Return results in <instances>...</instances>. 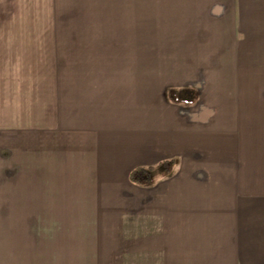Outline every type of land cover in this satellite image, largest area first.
Segmentation results:
<instances>
[{
    "label": "crops",
    "instance_id": "crops-1",
    "mask_svg": "<svg viewBox=\"0 0 264 264\" xmlns=\"http://www.w3.org/2000/svg\"><path fill=\"white\" fill-rule=\"evenodd\" d=\"M0 220L3 264H264V0H0Z\"/></svg>",
    "mask_w": 264,
    "mask_h": 264
},
{
    "label": "rangeland",
    "instance_id": "rangeland-1",
    "mask_svg": "<svg viewBox=\"0 0 264 264\" xmlns=\"http://www.w3.org/2000/svg\"><path fill=\"white\" fill-rule=\"evenodd\" d=\"M174 95H178V93ZM21 222L19 220H0V264H3V255L5 257L6 254L7 260H10L9 262L12 261L11 258L17 259V254L9 252L11 242L14 244L16 241H19V239L15 238L21 234ZM8 233H11V235L8 236ZM12 262L18 263L16 260Z\"/></svg>",
    "mask_w": 264,
    "mask_h": 264
},
{
    "label": "trees",
    "instance_id": "trees-1",
    "mask_svg": "<svg viewBox=\"0 0 264 264\" xmlns=\"http://www.w3.org/2000/svg\"><path fill=\"white\" fill-rule=\"evenodd\" d=\"M187 89L183 90V92L181 93H184L186 94L187 93ZM192 93L191 91H188V95L190 98H191V94ZM175 93L173 92L172 96L174 95ZM175 97V95H174ZM188 97V99H190ZM170 162L172 161H162V164H166V165H163V169L164 170H169V164ZM151 178V167H136L134 169H132L129 173V179L132 181V182H136V183H144V182H147L149 181V179Z\"/></svg>",
    "mask_w": 264,
    "mask_h": 264
}]
</instances>
